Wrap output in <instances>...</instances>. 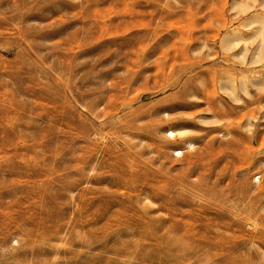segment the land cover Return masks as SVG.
Instances as JSON below:
<instances>
[{
    "label": "rangeland",
    "instance_id": "1",
    "mask_svg": "<svg viewBox=\"0 0 264 264\" xmlns=\"http://www.w3.org/2000/svg\"><path fill=\"white\" fill-rule=\"evenodd\" d=\"M0 264H264V0H0Z\"/></svg>",
    "mask_w": 264,
    "mask_h": 264
},
{
    "label": "bare ground",
    "instance_id": "2",
    "mask_svg": "<svg viewBox=\"0 0 264 264\" xmlns=\"http://www.w3.org/2000/svg\"><path fill=\"white\" fill-rule=\"evenodd\" d=\"M262 21V20H261ZM263 23V22H262ZM233 41H235V40H233ZM262 45V44H261ZM259 56V53H257V57ZM182 130V129H181ZM183 131V130H182ZM184 133H186V132H184ZM166 135H167V137H170L171 139H175L177 136H182V137H184L183 135V133L181 132V131H179V132H175V131H173V130H168L167 132H166ZM185 138V137H184ZM185 144L187 145V147L188 148H192L193 147V143H190L189 141H185ZM174 152L175 153H177V156H183V150L182 149H176V150H174ZM153 203V202H152ZM156 221V220H155ZM148 223V222H147ZM154 223V222H153ZM149 224V223H148ZM156 224H154V226H155ZM151 226H152V224H151ZM149 227V226H148ZM150 230V229H149Z\"/></svg>",
    "mask_w": 264,
    "mask_h": 264
}]
</instances>
